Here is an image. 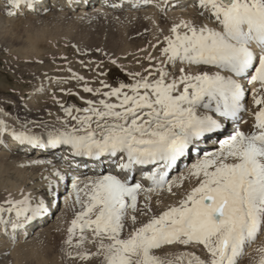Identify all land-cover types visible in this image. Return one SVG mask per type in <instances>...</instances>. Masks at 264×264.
Here are the masks:
<instances>
[{
    "label": "snow or ice",
    "instance_id": "1",
    "mask_svg": "<svg viewBox=\"0 0 264 264\" xmlns=\"http://www.w3.org/2000/svg\"><path fill=\"white\" fill-rule=\"evenodd\" d=\"M6 2L16 7L36 6L35 0ZM197 2L200 15L207 13L219 27L181 21L164 37L161 54L169 67L179 62L220 71L193 74L180 68L179 75H174L165 69L164 61L150 65L146 75L134 74V83L104 85L109 90L103 97H114L115 102L87 100L88 107L75 109L84 113L78 116L72 115V107L65 108L79 127L48 136L47 145H70L77 156L99 160L125 154L119 167L128 172L137 165H162L146 173L153 182L147 189L114 175L90 180L83 188L73 185L81 210L71 221L67 243L72 246L79 232L75 247H81L90 231L96 245L94 252L76 253L82 261L100 257L101 264H237L246 242L264 231V0ZM224 70L230 74H222ZM237 78L258 84L252 89L259 93L253 103L260 106L252 130L237 128L220 148L194 163L188 176L196 178L197 185L177 204L152 214L137 227V214L152 211L147 203L137 209L138 193L165 187L172 193L169 171L197 142L223 132L227 121H240L246 89ZM84 91L100 94V89L87 85ZM0 131L7 129L0 127ZM12 135L22 143L44 145L39 136L14 130ZM184 179L180 178L181 183ZM81 192L86 198H81ZM46 211L42 200L33 206L29 195L20 200L9 198L0 204V224L18 229L22 220L30 221ZM126 219L132 228L122 235ZM177 243L200 246L206 256L181 252L161 258L155 254L163 245ZM256 251V264H264V247Z\"/></svg>",
    "mask_w": 264,
    "mask_h": 264
},
{
    "label": "rangeland",
    "instance_id": "2",
    "mask_svg": "<svg viewBox=\"0 0 264 264\" xmlns=\"http://www.w3.org/2000/svg\"><path fill=\"white\" fill-rule=\"evenodd\" d=\"M4 3L0 5V116L13 130L39 136L70 131L79 125L66 114L65 108L72 107V115L78 116L84 113L75 109L88 107L87 100L115 102L114 97H103L102 93L109 90L105 84L134 83L135 73L146 75L145 69L150 65L159 66L162 61L165 69L174 75H179V69L187 66L185 63L182 67L177 62L169 67L161 48L173 25L181 21L196 23L190 15L171 17L159 13L143 14L138 10L105 13L90 10L81 16L47 12L13 17L9 14L10 4L6 0ZM85 85L100 89V94L85 92ZM92 127L95 128V123ZM40 168L38 164L26 165L10 156L0 155V204L9 198L14 200L25 195L32 198L33 204L44 197L49 199L47 190L39 188L35 182ZM85 184L79 187L83 188ZM196 185L197 181L194 187ZM80 195L82 199L86 198L83 192ZM74 201L75 205L71 203L63 209V220L58 228L37 235L29 243L17 241L8 244L4 250L0 248V264H101L100 257L82 261L76 255L77 252L96 250L90 231L81 247H75L79 232L73 237L72 246L67 243L71 221L81 210L76 198ZM138 201L139 210L145 203ZM177 203L149 204L151 214H137L136 226L147 222L152 214L159 215ZM125 223L122 235H127L132 228L129 220L126 219ZM263 242L254 247L255 250L245 244L237 264H256V249L264 247ZM154 251L161 258H171L181 252H195L202 258L206 256L203 248L194 244L163 245Z\"/></svg>",
    "mask_w": 264,
    "mask_h": 264
},
{
    "label": "bare ground",
    "instance_id": "3",
    "mask_svg": "<svg viewBox=\"0 0 264 264\" xmlns=\"http://www.w3.org/2000/svg\"><path fill=\"white\" fill-rule=\"evenodd\" d=\"M96 2L99 3L95 4ZM1 4H5L4 0H0V5ZM35 5V7H29L27 4H21L19 6L20 9L16 6L10 5L9 14L15 17L37 16L47 12H61L81 16L90 10L101 11L104 13L106 11L129 12L132 10H138L143 14L153 15L159 13L171 17L190 15L192 16L193 21L197 24H207L210 27H219L216 25L214 19H211L207 13L204 16L200 15L201 9L198 6L197 0H35ZM254 50L259 54L258 49ZM182 65L183 64H181V66ZM183 68L186 69V72L193 74L200 71H220L215 67L206 65L187 64V66H184ZM222 74L229 75L230 73H227V71L224 70L222 71ZM250 74L251 73H249V75ZM237 79L241 80V83L246 89V94L242 100L244 110L240 113V121H227L223 132L212 134L210 137L197 142L195 146L190 149L189 153L169 171L168 180L173 182L172 193H169L166 190V187L164 189H155L152 192L142 190L138 193V202H142L141 204L147 203L152 206L153 204H160L163 206L165 203L169 204L172 202H178L184 197L186 192L190 191L195 185V178L188 176L191 166L194 163L204 155L220 148L223 145V142L227 140L237 128L245 132H250L252 130L251 126L254 123V113L260 107L253 103V96L259 93H253L252 89L257 88L258 84L255 81L249 83L246 79ZM200 111L207 110L201 109ZM0 121H3L1 116ZM0 127L7 129V131H0V155L2 157L10 156L20 160L22 164L26 163V165L31 164L36 166L38 164V167L40 165L41 168L38 170V172H40L38 174L36 173L37 177L35 182L38 184L37 186H39V188L44 187L49 195V199H45V197L42 199L45 208L47 209L43 215L37 216L30 221L22 220V227L18 229H12L10 225L6 227L4 224H0V248L2 249L4 247V249H6L8 244L10 246V244H15V242L23 244L29 243L37 237V235H42V233L49 232V230L59 226L63 220V209L69 207L71 203L72 205H75V203L73 204V201L76 198V193L73 185L79 187L82 184L87 183L90 180H96L101 176L114 175L121 180L128 179L130 183H139L142 185L143 189L153 187V182L148 179L146 173L154 171V168H152L151 165H137L131 172L121 169L119 164L123 162L124 154H122L116 162L113 161L116 156L113 157L111 155L101 157L99 160L88 156H77L75 150L70 145H47L46 142L48 136L35 135L41 137L44 141L43 146H37L28 142L22 143L17 140L12 135L13 129L5 124L4 121ZM96 131L97 135H99L100 130L97 129ZM160 168H162L161 164ZM140 171L142 172L140 173ZM57 172L60 173L59 176L56 175ZM61 176L63 179L60 178ZM182 176L185 177L183 183L180 181ZM26 193H29V191ZM15 199L20 200L22 198ZM33 205L35 206V204ZM60 208L62 210H60ZM6 215L10 216L11 214ZM12 218L14 219L15 217L12 216ZM261 232L262 231H260V233ZM263 238L264 232L261 233L260 236L258 233L256 238L253 241L246 242V245H248V247L250 246L252 250H255L254 247L256 248V246L264 240Z\"/></svg>",
    "mask_w": 264,
    "mask_h": 264
}]
</instances>
